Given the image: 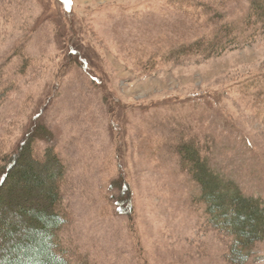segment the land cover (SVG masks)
Wrapping results in <instances>:
<instances>
[{
    "label": "rangeland",
    "instance_id": "374dc122",
    "mask_svg": "<svg viewBox=\"0 0 264 264\" xmlns=\"http://www.w3.org/2000/svg\"><path fill=\"white\" fill-rule=\"evenodd\" d=\"M260 3L0 0V164L31 135L64 159L74 264H235L184 146L264 198ZM247 264H264V242Z\"/></svg>",
    "mask_w": 264,
    "mask_h": 264
},
{
    "label": "trees",
    "instance_id": "16d2710c",
    "mask_svg": "<svg viewBox=\"0 0 264 264\" xmlns=\"http://www.w3.org/2000/svg\"><path fill=\"white\" fill-rule=\"evenodd\" d=\"M253 19L258 25L264 23V4H256L250 21ZM226 33L234 37L224 29V37L204 47L217 53L226 42ZM34 137L31 135L16 155L0 164V264H74L61 238L69 223L64 211L68 167L55 148L40 158ZM50 139L54 137L50 135ZM184 158L204 187L209 223L235 238L231 261L249 263L264 242V198L248 195L237 182L223 177L198 145H185ZM120 201L126 207L121 210L133 215L130 184H125Z\"/></svg>",
    "mask_w": 264,
    "mask_h": 264
},
{
    "label": "snow or ice",
    "instance_id": "6c2138e0",
    "mask_svg": "<svg viewBox=\"0 0 264 264\" xmlns=\"http://www.w3.org/2000/svg\"><path fill=\"white\" fill-rule=\"evenodd\" d=\"M69 2H71V0H69Z\"/></svg>",
    "mask_w": 264,
    "mask_h": 264
}]
</instances>
